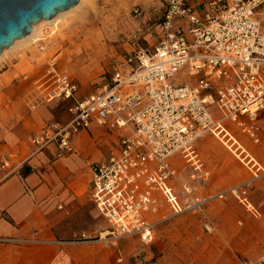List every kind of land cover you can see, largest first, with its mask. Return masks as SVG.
Returning a JSON list of instances; mask_svg holds the SVG:
<instances>
[{
  "label": "built area",
  "instance_id": "obj_1",
  "mask_svg": "<svg viewBox=\"0 0 264 264\" xmlns=\"http://www.w3.org/2000/svg\"><path fill=\"white\" fill-rule=\"evenodd\" d=\"M164 2L155 45L134 46L111 77L84 97L75 79L53 63L30 104L35 109L40 103L71 101L67 121H53L30 138L38 151L55 143L61 154L73 152L74 138L94 127L119 133L115 151L90 165L91 198L106 222L99 240L112 246L123 237L153 243L166 212L204 214L211 196L196 194L194 186L209 176L196 148L205 134L238 157L248 154L238 132L264 147V0ZM184 69L194 82L173 83ZM214 105L221 118L211 112ZM177 158L187 164L193 182L182 186L181 195L172 185ZM247 161L257 173L264 171L260 161ZM21 165L17 155H2L0 185ZM251 186L248 180L217 196L231 193L258 217L249 199ZM246 264H264V249L257 261Z\"/></svg>",
  "mask_w": 264,
  "mask_h": 264
},
{
  "label": "rangeland",
  "instance_id": "obj_2",
  "mask_svg": "<svg viewBox=\"0 0 264 264\" xmlns=\"http://www.w3.org/2000/svg\"><path fill=\"white\" fill-rule=\"evenodd\" d=\"M164 5V0H84L78 8L70 11L60 30L53 35L54 47L39 68L26 71L25 61L31 55L28 47L16 48L0 56V120H3L5 128L12 129L15 133L12 143L4 137V140L0 139L2 146L0 157L10 150L20 152L23 149L25 154L30 138L47 122L69 119L70 100L40 103L33 110L29 107L36 94V86L47 75L51 63L55 62L57 69L75 79L79 85V97L90 94L111 77L113 70L120 65L130 47L144 46L147 44L145 38H149L151 43L156 40L157 43L155 30ZM135 9L139 10L138 13L134 11ZM262 28L264 29V24ZM48 40L53 41L50 37ZM33 46L34 44H30L29 48ZM25 49L29 52L28 57L23 53ZM194 80L195 78L190 77L184 69L176 74L172 82L183 85L193 83ZM210 109L215 118L222 117L216 105ZM12 119H15L13 124ZM225 125L235 127L229 121ZM89 133H82L80 140H84V144L77 145L79 154L86 161L107 156L117 147L119 138L117 131L100 127L93 132L89 130ZM237 137L245 138L241 142L247 150L254 146L242 133L238 132ZM205 139L209 144L208 152L201 148L202 138L197 141L196 148L204 164L203 169L210 170V179L208 178L210 188L198 187L194 192L219 199L218 193L250 180L253 185L249 190V199L264 211V172H258V176L254 177V173L248 169L250 164L246 165V160L241 159L242 155L238 157L220 139L211 134ZM5 143L7 145H4ZM255 149L257 155L264 157L263 148ZM49 157L50 161L45 163V169H49L48 165L52 164L55 158L51 153ZM227 158H230L229 165L226 164ZM88 170L87 166L81 178L82 183L77 188L81 190L80 196L90 199L86 187L89 179ZM180 175V181L188 179L187 170ZM181 187L182 185L177 182L175 188L180 195L183 192ZM220 199L227 212L226 217L222 219L218 215H212V218L208 219L203 214L193 212H184L180 215L166 212L167 217L156 225L155 240L151 244H144L141 239L135 237H123L115 246L108 245L106 240L99 243L114 249L115 264L255 262L258 258L249 260L247 256L255 252L256 246H260L261 250L264 248V217L259 219L253 217L231 193ZM260 203L263 205L260 206ZM92 220L94 221V218ZM105 224V221L100 223L97 233L84 234L99 241L100 226ZM207 224L212 227V231L207 230ZM170 230L174 232L173 237L160 236ZM78 239L84 241L81 235ZM189 246L197 250L204 248L207 255L202 252H185Z\"/></svg>",
  "mask_w": 264,
  "mask_h": 264
},
{
  "label": "crops",
  "instance_id": "obj_3",
  "mask_svg": "<svg viewBox=\"0 0 264 264\" xmlns=\"http://www.w3.org/2000/svg\"><path fill=\"white\" fill-rule=\"evenodd\" d=\"M155 34L158 42V27ZM145 39L147 44L144 46L156 44V40L151 43L149 38ZM132 49L133 47H130L129 51ZM29 107L33 110L30 104ZM2 121L0 120V139L4 140V137L12 143L15 133L12 129L5 128ZM14 121L15 119H12L11 124ZM51 122L53 121L47 122L43 127ZM260 122L264 134L263 117ZM98 128L100 127H94L90 132ZM82 133L90 134L89 130H86L77 135L73 140L76 150L70 153L61 154L55 143L38 151L30 141L25 154L23 149L20 150L21 153L12 152V150L6 153L17 155V159L22 160V165L17 172L0 185V264H115L113 248L104 247L99 243L102 242L101 240L82 241L78 239L80 235L81 237L86 235L84 233H97L98 226L105 221L91 198L90 165L92 162L108 158L115 151L113 148L107 156L103 155L90 162L86 161L79 154L77 147ZM239 139L243 142L245 138L239 137ZM7 143L9 144L8 141ZM258 147L254 145L252 148L250 147L251 150H248L264 168V157L256 154L255 148ZM261 148L264 150V147ZM49 153L55 158L52 164L48 165L49 169H45V165L50 161ZM65 160H68L72 165H64L63 161ZM174 163L178 173L177 179L172 182L174 188L177 182L182 186L192 184L193 182L189 178L191 170L187 164L180 158L175 159ZM87 166L89 179L86 187L89 190L90 199L80 196L81 190L77 188L82 183L81 178ZM69 169H73V171ZM248 169L254 173V177L258 176V173L251 167L248 166ZM186 170L188 179L184 178L183 181H180V174ZM205 171L209 173V178L210 170ZM209 179H203V184L195 185V190L198 187L210 188ZM213 199L211 197L210 202L205 206L203 215L208 219L212 218V215H218L220 219L226 217L227 212L221 199ZM252 203L260 213L255 218L264 217L262 208L253 201ZM263 203H260V206ZM160 236L171 238L174 236V232L170 230ZM6 239L12 240L7 241ZM108 245L112 246L109 243ZM187 249L185 252H202L207 255L204 248L197 250V248L189 246ZM263 249L256 246L255 252L248 254L247 258L249 260L259 259L258 255L262 254ZM204 255L203 257H205Z\"/></svg>",
  "mask_w": 264,
  "mask_h": 264
},
{
  "label": "water",
  "instance_id": "obj_4",
  "mask_svg": "<svg viewBox=\"0 0 264 264\" xmlns=\"http://www.w3.org/2000/svg\"><path fill=\"white\" fill-rule=\"evenodd\" d=\"M80 0H0V54L33 25L75 7Z\"/></svg>",
  "mask_w": 264,
  "mask_h": 264
},
{
  "label": "bare ground",
  "instance_id": "obj_5",
  "mask_svg": "<svg viewBox=\"0 0 264 264\" xmlns=\"http://www.w3.org/2000/svg\"><path fill=\"white\" fill-rule=\"evenodd\" d=\"M83 1L84 0H80L79 3L75 7L78 8L80 3ZM75 7H73L74 9L71 8V9H68L66 11L59 12L58 14H56V16H54L51 19H44V20H41L38 23L34 24L32 31L27 36L17 39L10 47L5 48L2 51V53L0 54V56L5 55L9 51H12L16 48L21 47V48L27 49V47H28V50H30L31 55L25 61V63L27 62L26 71L33 70L35 68L36 69L39 68L42 65V61H44L46 58H48L50 51L54 47L53 45H54L55 41H54L53 35L57 34V32L60 30L61 26L66 21L67 16L70 14V11L75 10ZM48 37H50V39L53 41H49ZM30 44H34L33 48L32 47L29 48ZM26 49L23 50V53L25 56L28 57L27 53H29V52L26 51ZM53 63H55V62H53ZM53 63H51L50 65H52ZM206 137H207L206 134L202 137V144H201V148L204 152H208V146H209V144L206 142V139H205ZM234 138L236 139V142H239L236 137H234ZM209 141L212 143L211 140H209ZM79 143H80V145H83L84 140H80ZM213 146L216 147V145H213ZM245 151H248V150H245ZM250 157H251V162L253 160L256 161L255 156L250 151H248L246 158L242 157L241 159L246 160V163H248L247 160L250 159ZM63 163L66 166L72 165V163L68 162V160L63 161ZM226 164L227 165L230 164V158L226 159ZM74 166H73V168H74ZM76 167H78V166H76ZM209 229H210V231H212V227H209ZM106 234H107V231H102L103 236H105Z\"/></svg>",
  "mask_w": 264,
  "mask_h": 264
}]
</instances>
